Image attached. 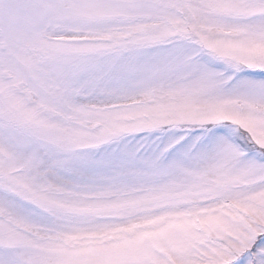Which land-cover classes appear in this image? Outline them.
I'll return each mask as SVG.
<instances>
[{
    "label": "snow or ice",
    "instance_id": "obj_1",
    "mask_svg": "<svg viewBox=\"0 0 264 264\" xmlns=\"http://www.w3.org/2000/svg\"><path fill=\"white\" fill-rule=\"evenodd\" d=\"M0 264H264V0H0Z\"/></svg>",
    "mask_w": 264,
    "mask_h": 264
}]
</instances>
